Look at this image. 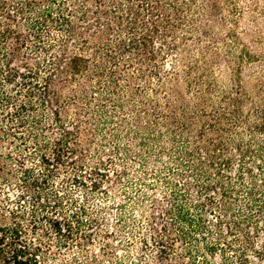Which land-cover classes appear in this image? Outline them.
Returning <instances> with one entry per match:
<instances>
[{"label": "trees", "instance_id": "obj_1", "mask_svg": "<svg viewBox=\"0 0 264 264\" xmlns=\"http://www.w3.org/2000/svg\"><path fill=\"white\" fill-rule=\"evenodd\" d=\"M248 2L259 54L230 0H0V140L30 205L0 209V264L73 246L80 263L99 221L68 185L112 199L104 183L132 209L113 264H264V12Z\"/></svg>", "mask_w": 264, "mask_h": 264}, {"label": "rangeland", "instance_id": "obj_2", "mask_svg": "<svg viewBox=\"0 0 264 264\" xmlns=\"http://www.w3.org/2000/svg\"><path fill=\"white\" fill-rule=\"evenodd\" d=\"M79 1H83L85 2L91 9H94V0H79ZM233 3L236 4V6L238 5V8L241 9V12L243 13L241 21L238 23V26L236 27V31L238 33L239 38L241 39V41H243V43H245L248 47V49L250 51H252L255 54H259V49L257 50V48L253 47L251 45V38L245 36L244 34H241L242 31H244L243 27L246 26L247 24H250V22L252 21V15L250 14L249 10H250V3L248 2V0H230ZM258 3V9L259 11H262V13L264 12V0H257ZM220 8H222V10L217 14L220 15L219 17L224 18L227 15V10L225 9L224 5H220ZM224 7V8H223ZM257 17L260 18V20L262 21V23L264 24V16H262L260 14L257 15V13L255 14ZM264 36V33L262 34ZM19 63V60L16 61V64ZM263 62H259L256 63V65H251L250 66V72L252 71H257L259 66L262 64ZM257 67V68H256ZM247 70V69H246ZM245 74H248V71H245ZM88 138H94L96 140H98V138H96V136L92 135L90 137V135L87 136ZM17 144L16 141L13 142H9V141H3L0 140V209L3 210L1 213L5 214L4 210L7 209H15L17 207V209H25L26 211H28V208H30V205L28 203L29 199L25 198L21 201H19V204L17 203V195L21 192L24 191L25 193V189L23 187H21V183L19 182L18 179H20L22 177L21 171L23 170V168H19V164L15 161V159H18V154L19 153H15V149L14 146ZM86 149H96L97 145L93 144V145H85ZM105 149H109V146H106ZM11 153L13 158H7V154ZM108 157V152L102 153L100 155V160L104 161L105 159H107ZM93 164H96L97 160L93 161ZM115 163H117L118 165H121V163H119L117 160H115ZM24 167L26 168H32L34 170L39 171V165L37 164L35 159H29V158H24ZM134 163L130 164V167L133 168ZM136 166V165H135ZM112 173L109 172V175H111ZM136 175L138 176V173L134 172L132 173L131 176ZM59 178H54V182L55 185L59 187V185L61 184L60 181V175H58ZM113 177L111 176V179ZM115 185L116 183H109V184H103L102 189L104 192L107 193L108 196H111L112 199H107L106 195L104 193H88L86 194V191L84 189H78L75 186L72 185H68L69 189L71 190V192L73 193L75 199H77L78 203H84V198L85 196H87L88 198V203L86 204L84 203L88 209L90 210L89 212L93 213L96 215V217L98 218L99 221V225L96 229H94V231H92V239L89 242H83V255H85V257L81 260L80 263L78 264H96L94 262V260L92 259V257H95L96 262H100L101 264H113L114 260L116 259V257H120L122 255V253H124L125 248L122 247L119 243H117L116 237L117 234H119V225H118V221H116L117 219V215L121 214V213H125V215H129V213L132 212L131 209V204L130 202H124L123 198L119 195L118 190H115ZM135 194V193H134ZM132 194V195H134ZM151 194V196L155 197V199L159 200L160 196H159V190L153 191ZM112 200H114V204L112 203ZM119 203L120 205L124 204V208H119L117 207V204ZM21 204V207H20ZM158 204V201L155 203L156 206ZM117 207V208H116ZM100 208V211H98ZM97 210V211H96ZM92 214V215H93ZM27 219L29 217H26ZM130 223L131 222H127ZM103 232H110L112 233V236L115 238H110L108 240H103V242L105 243L106 241L110 244V254L108 255H103V248L102 246V239L99 236L100 233L102 234ZM94 233H97V235H95ZM99 234V235H98ZM178 247H180L178 245ZM122 249H124V251H122ZM134 255H136L133 250H130ZM52 252L55 254V257L53 259L49 260V264H77L75 259H81L82 256L81 254L78 252V249H76L74 246L72 248H70L69 250H57L56 248H52ZM143 256H146V254H143Z\"/></svg>", "mask_w": 264, "mask_h": 264}]
</instances>
